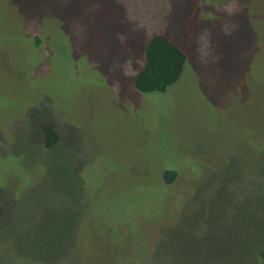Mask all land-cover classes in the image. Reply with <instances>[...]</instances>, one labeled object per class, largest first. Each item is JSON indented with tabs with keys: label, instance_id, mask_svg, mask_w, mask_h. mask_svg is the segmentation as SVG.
Returning a JSON list of instances; mask_svg holds the SVG:
<instances>
[{
	"label": "rangeland",
	"instance_id": "374dc122",
	"mask_svg": "<svg viewBox=\"0 0 264 264\" xmlns=\"http://www.w3.org/2000/svg\"><path fill=\"white\" fill-rule=\"evenodd\" d=\"M154 33L187 61L166 92L141 93ZM261 252L264 0H0V264Z\"/></svg>",
	"mask_w": 264,
	"mask_h": 264
},
{
	"label": "trees",
	"instance_id": "16d2710c",
	"mask_svg": "<svg viewBox=\"0 0 264 264\" xmlns=\"http://www.w3.org/2000/svg\"><path fill=\"white\" fill-rule=\"evenodd\" d=\"M142 48V66L133 69V83L141 93L166 92L183 74L187 61L186 52L164 34L154 33ZM140 67V68H139ZM139 68V69H138ZM44 146L52 147L59 140V131L52 123L42 127ZM177 177L176 169H165L163 179L166 184ZM264 259V252H261Z\"/></svg>",
	"mask_w": 264,
	"mask_h": 264
}]
</instances>
